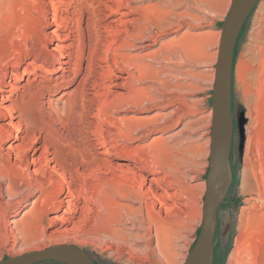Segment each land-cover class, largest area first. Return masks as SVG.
<instances>
[{
  "label": "bare ground",
  "instance_id": "bare-ground-1",
  "mask_svg": "<svg viewBox=\"0 0 264 264\" xmlns=\"http://www.w3.org/2000/svg\"><path fill=\"white\" fill-rule=\"evenodd\" d=\"M137 1L30 0L32 28L0 58V248L19 238L28 250L22 254L96 241L128 262L160 264L174 228L194 212L197 185L185 170L176 163L163 170L137 143L127 110L119 109L121 122L112 115L137 91L152 57L145 51L160 34L149 28L151 5ZM249 62L246 100L255 129L264 106V22ZM260 146L252 154H263ZM11 208L17 210L8 217Z\"/></svg>",
  "mask_w": 264,
  "mask_h": 264
},
{
  "label": "rangeland",
  "instance_id": "rangeland-1",
  "mask_svg": "<svg viewBox=\"0 0 264 264\" xmlns=\"http://www.w3.org/2000/svg\"><path fill=\"white\" fill-rule=\"evenodd\" d=\"M137 3L151 5L147 12L152 26L149 28L160 34L154 45L145 51L151 52L152 57L146 59L141 68L142 73L140 71L135 85L136 95L130 96L125 106L117 109V113L112 111V115L121 122L122 114L119 112L122 109L127 110L126 115L133 117L128 123L131 122L135 128V136H141L140 142H137L139 146H146L163 170H168L167 165H179L177 167L185 170L190 177V183L197 185L194 212L180 227L174 228L170 235L172 238L168 258L160 263L184 264L202 224L206 176L209 169L212 119L210 102L214 66L220 41V27L231 0H138ZM197 4L199 10L195 9ZM34 16L35 11L30 0H0V55H3L0 58L6 60V51L10 52L12 46L30 31ZM261 22H264V0H258L254 5L233 44V138L230 155L232 182L227 196L218 207L213 264L228 263L232 252L231 264H264V167L260 169L264 166V153L259 152L262 154L259 156L256 151V145L264 144V132H261L264 129V106L260 118L262 122L257 127L262 124L255 130L251 126L250 107L248 108L246 100L250 47ZM132 52L144 53L137 49ZM261 128L263 129L260 131ZM257 130L261 136L256 135ZM255 140L257 141L254 146ZM251 147L256 149L257 154H252L254 150ZM262 148L264 149V146ZM256 156L260 159L257 160ZM257 169L262 170L263 178ZM151 171L153 169H148V176ZM0 201L5 200L0 197ZM27 206H31V203ZM16 210L9 209L8 217ZM22 210L24 208L16 215V219L21 218ZM75 241L68 240L70 244L82 248L95 264H138L128 262L126 257L118 258L117 255H112V251H108L105 244L96 241L92 244ZM20 244V238L14 243L11 239L7 241L0 248V261L27 252V249L22 250ZM34 264L61 263L42 260Z\"/></svg>",
  "mask_w": 264,
  "mask_h": 264
},
{
  "label": "water",
  "instance_id": "water-1",
  "mask_svg": "<svg viewBox=\"0 0 264 264\" xmlns=\"http://www.w3.org/2000/svg\"><path fill=\"white\" fill-rule=\"evenodd\" d=\"M257 1L231 0L220 27L210 102L212 111L210 155L202 224L184 264H213L214 261L218 207L227 196L232 182L230 155L233 138L231 113L233 44ZM222 194L223 197L219 200ZM42 260H52L61 264H95L82 248L71 244H59L40 251L10 257L0 261V264H34Z\"/></svg>",
  "mask_w": 264,
  "mask_h": 264
},
{
  "label": "trees",
  "instance_id": "trees-1",
  "mask_svg": "<svg viewBox=\"0 0 264 264\" xmlns=\"http://www.w3.org/2000/svg\"><path fill=\"white\" fill-rule=\"evenodd\" d=\"M216 248H215V245H214V250H215ZM214 255H215V251H214Z\"/></svg>",
  "mask_w": 264,
  "mask_h": 264
}]
</instances>
